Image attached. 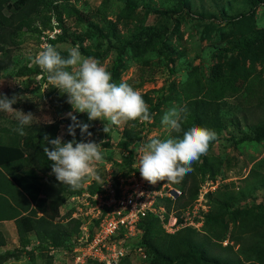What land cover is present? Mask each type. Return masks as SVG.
Returning <instances> with one entry per match:
<instances>
[{"label": "rangeland", "instance_id": "374dc122", "mask_svg": "<svg viewBox=\"0 0 264 264\" xmlns=\"http://www.w3.org/2000/svg\"><path fill=\"white\" fill-rule=\"evenodd\" d=\"M144 1L156 10L161 9L163 13L146 15L142 9H138L125 26L122 22L116 21L119 11L123 8L121 0H71L88 21L80 20L76 14L64 12L62 24L67 38L65 41L57 42L54 46L59 51L69 52V49L79 45L83 56L98 59L112 74L111 68L116 58V50L111 47V44L115 39L102 37L90 26V22L99 23L103 17H106L117 22V30L120 34H123L127 27L141 24L152 25L163 31L151 45L138 46L136 51L126 49L121 54V65L117 74H112L113 82L119 84L124 81L139 90L141 94H149L151 101L146 103L149 106L152 120L150 123L147 122L145 131L141 128L143 123L139 121H127L119 126L99 119L93 121L97 129L85 142H94L104 148L103 161L97 165L101 180L105 162L120 160L125 163L124 158L130 148L133 149L134 154H137V150L148 143L149 138H167L168 133L162 126L161 120L169 108L181 107L179 94L185 82L197 80L200 84L206 85L208 82L226 83L228 79H234L237 85H241L255 78L254 83L257 86L264 83V40L255 41L248 50L218 53L221 48H232L240 36L255 30H264V0L256 3H252L253 0ZM50 23L44 30L53 29ZM42 42L41 33L22 31L16 40L18 47L14 51L16 67L6 69L0 77V93L9 99L13 96L24 97V99H19L13 108L25 114L32 113L37 119L33 122L34 124L69 118V113L74 116L79 114L68 103V96L52 87L47 80L46 73L40 68L41 74L34 73L24 77L16 75L18 66L33 65L30 57L40 51ZM162 42L173 51V62L169 65L174 70L171 74L161 47ZM82 48L86 53L82 51ZM143 60L147 64L148 71L143 78H140L139 68ZM227 101L231 105L227 114H241L243 109L240 104H248L247 99L240 100L236 97L228 98ZM258 101L264 102L262 89H258L257 99H253L254 103ZM155 104L158 105V109H152ZM253 112L254 116L264 117L263 108L253 109ZM16 117L17 113H8L7 119L2 123L10 126L11 121L17 120ZM249 117L253 116L249 114ZM242 124L239 130L232 125L224 127L217 141L211 144L207 154L201 156L200 160L195 163L196 166L205 169L204 174L197 173L199 188L207 179L216 186L209 197L213 212H218L213 228L207 226L204 233H199V238H204L202 234H207L209 238L204 248L206 253L209 256L212 252L217 253L221 256V260L226 261V264L234 262L235 252L242 243L238 228L242 222H248L250 230L254 227L258 228L264 235V187L254 186L252 195L247 198L236 194L238 190L247 185L244 182L245 177L260 179L261 175L264 176V131L259 140H245L234 144L230 136L238 138L244 132H250ZM105 125L109 128L108 133L104 131ZM125 130L137 137V140L129 142L127 147L121 145L124 140L122 133ZM66 131L65 126L62 125L58 132L59 137L63 139ZM177 134L172 133L174 137H177ZM251 169L258 173L249 174ZM202 176L204 179L201 182ZM91 181L100 182L88 179L86 183ZM163 182L181 190V194L172 200L170 209H167L168 215L179 214L192 203L193 200L183 207L179 205L182 200L186 199L188 183ZM249 191V189L245 190L246 193ZM69 199L67 198L56 214V220L60 223H65L69 217L71 206ZM217 201H223L227 206L218 208ZM159 203L165 204V199ZM153 228L155 230L148 237L152 246L165 254L172 251L176 243L170 238L171 233L168 234L161 225H155ZM141 236H137L134 241H140ZM243 242L250 244L247 239ZM17 246L18 244L13 248ZM134 246L136 247L132 248L127 260L121 261L120 264H170L167 257L163 259L156 256L148 247L138 243ZM137 246H141L143 251H138ZM65 250V246L51 249L50 252L37 250L31 259L23 255L19 260H8L6 264H46L47 255L52 256V264H67L68 254ZM240 257L241 264H264V251L262 250L255 255L248 253ZM182 264L199 263L193 257H187Z\"/></svg>", "mask_w": 264, "mask_h": 264}, {"label": "trees", "instance_id": "16d2710c", "mask_svg": "<svg viewBox=\"0 0 264 264\" xmlns=\"http://www.w3.org/2000/svg\"><path fill=\"white\" fill-rule=\"evenodd\" d=\"M180 1V0H179ZM259 0H253L256 3ZM123 8L119 11L116 21L122 22L125 26L127 21L133 17L138 9H142L146 15L149 13H163L160 9H154L146 4L144 0H121ZM76 14L82 21L88 19L75 7L71 0H0V77L3 71L16 67L14 59V51L17 49L16 40L22 31L33 33H42V31L50 23L54 17L61 29V33L55 38H50L49 42L55 46L57 42L66 40L65 28L62 24V14ZM117 22L111 21L103 17L101 22H90V26L102 37H113L115 41L111 44L116 50V58L112 64L111 72L116 75L118 68L121 65V54L126 50L136 51L138 46L151 45L154 39L161 36L162 29L152 25H134L127 27V30L120 34L117 30ZM257 40H264V30H255L247 35H242L234 43L232 48H221L218 53L227 51H242L248 50L251 45ZM162 50L167 66L172 65V50L166 43H161ZM161 50V51H162ZM59 51V50H58ZM82 51L85 50L82 48ZM62 56H67L68 52L59 51ZM86 53V52H84ZM92 53H90L91 55ZM140 66V78L146 75L147 64L142 61ZM150 69V67H148ZM152 69V68H151ZM150 69V70H151ZM169 73H173V67H168ZM34 73H40L41 70L37 65H21L16 68L18 77L30 76ZM255 78L249 82H244L237 85L234 79H228L226 83L208 82L206 85L200 84L197 80H190L183 84L179 94V103L181 107L187 108V119L182 124L183 131H187L193 125L213 130L217 135L221 134L224 127L232 125L239 130L242 126L250 130L244 132L238 138L233 135L230 140L234 144L241 143L245 140H259L261 133L264 131V117L254 116L253 109H264V102H253L257 99L258 89L264 92V83L257 86L254 83ZM5 96L4 94H0ZM145 102H150L149 94H141ZM240 100L247 99L248 104L241 103V114H227L231 105L228 103V98ZM262 105V106H260ZM152 109H158V105H153ZM7 113L0 112V219H13L17 228L20 244L17 248L6 250L0 254V264L10 258L19 259L22 255L33 257L34 252L46 251L50 252L52 248H69L71 240L79 231L80 221L75 218H68L65 223H60L56 220V214L60 206L71 195L80 194L87 189L91 193L99 189V183L91 181L77 190L73 191L68 185L60 183L52 173L51 161L47 159L43 151L45 137L49 139L57 138V132L60 125H65L67 133L63 142H85L90 136L82 134L79 127H75L76 135L73 137L69 134V128L73 125L70 118H60L52 123L32 124L25 126V135L21 136L16 131L18 121H11V125H5L3 120L7 119ZM249 114L253 117H249ZM77 121L89 125L91 135L96 131V126L93 120H90L87 113H79L76 115ZM133 122V121H129ZM144 124V125H143ZM142 124V129H145L147 123ZM183 131L177 134V137L182 138ZM124 139L121 142L123 147H127L132 140H137V137L132 132L124 131ZM51 148V145H48ZM134 151L132 148L128 151L124 162L119 163L120 168H128L133 161ZM205 165V163H203ZM193 171L185 175L184 184L188 183L187 196L179 205L185 206L192 201L198 193L199 183L197 173L204 174L202 167L193 164ZM250 173H258L255 170H250ZM245 186L237 191V195L242 198H247L252 195L254 186L264 187V176L260 179H246ZM204 177L202 176L201 182ZM88 181V180H87ZM86 181V182H87ZM85 182V183H86ZM246 189L250 191L245 192ZM211 193V192H210ZM210 193L208 200L210 209L205 215L202 231H196L192 227H184L179 232L171 234L176 246L170 252L162 253L157 247H153L148 241L150 233L155 230V225H161L159 218L148 213L142 217L138 223V227L142 231V236L139 245L148 247L156 256L169 260L170 264H182V261L187 257H193L199 264H226L225 260H221V256L217 253L210 254L205 251L207 244V234H202L204 238H199V233H204V230L209 226L213 228V222L217 218L218 212H213L211 208ZM171 198H165L166 209H170L172 204ZM218 208H224L227 204L223 201H217ZM215 207V209H217ZM168 214H166L167 218ZM163 227V226H162ZM240 233V248L236 250L234 262L230 264H241L240 256H246L248 253L256 254L259 251H264V235L261 234L258 228L249 229L248 222H242L238 226ZM169 234V233H168ZM31 236L35 241H31ZM247 239L250 244H245L243 241ZM68 243V244H67ZM4 244V238L0 233V245ZM32 244V245H31ZM31 245V246H30ZM220 248V247H219ZM221 249V248H220ZM43 253V252H42ZM130 254L123 257L121 261L127 260ZM46 264H52V256L47 255ZM257 257V256H252ZM243 264V263H242Z\"/></svg>", "mask_w": 264, "mask_h": 264}, {"label": "clouds", "instance_id": "9594fccd", "mask_svg": "<svg viewBox=\"0 0 264 264\" xmlns=\"http://www.w3.org/2000/svg\"><path fill=\"white\" fill-rule=\"evenodd\" d=\"M30 60L46 73L52 87L68 96V103L74 111L87 113L90 120L99 119L117 126L127 121L151 122L149 106L140 91L124 81L119 84L113 82L112 74L104 64L94 57L83 56L79 45L69 49L65 57L52 44L42 43L40 51ZM19 99L24 97L9 99L0 95V112L17 113L16 131L24 136L25 126H31L37 119L32 113L25 114L13 108ZM68 116L74 125L69 128L70 135L75 137V127H79L82 134L91 136L88 124L77 121L72 113ZM186 119V107L169 108L161 120L168 133L167 138H149L148 143L139 149L142 153L139 173L146 182L152 185L163 181L180 183L185 175L194 170L193 164L206 155L211 144L217 141V133L207 128L193 125L183 131L182 124ZM104 131L108 133L107 125ZM182 131V138L172 135ZM103 149L94 142H63L61 137H45L43 145L44 154L51 161L52 173L73 191L81 189L88 179L101 180L97 165L103 161Z\"/></svg>", "mask_w": 264, "mask_h": 264}, {"label": "built area", "instance_id": "2783aa9c", "mask_svg": "<svg viewBox=\"0 0 264 264\" xmlns=\"http://www.w3.org/2000/svg\"><path fill=\"white\" fill-rule=\"evenodd\" d=\"M50 22L53 29L42 31V43L51 44L49 39L61 33L54 17ZM139 149L128 168H120V160L105 162L97 191L91 193L85 189L68 197L71 202L68 218L78 219L80 225L65 250L67 264L118 263L136 247L134 244L139 241L134 239L142 234L138 223L148 213L157 216L168 233L175 234L184 227L202 231L205 215L210 209L208 194L216 187L213 182L207 179L189 206L166 218V206L159 201L174 199L181 190L165 182L156 185L146 182L139 173ZM137 250L142 252L143 248L137 246Z\"/></svg>", "mask_w": 264, "mask_h": 264}, {"label": "crops", "instance_id": "0c3cea01", "mask_svg": "<svg viewBox=\"0 0 264 264\" xmlns=\"http://www.w3.org/2000/svg\"><path fill=\"white\" fill-rule=\"evenodd\" d=\"M6 115H8V113ZM52 122H54V121H52ZM52 122H46V123H52ZM40 124H42V123H40ZM61 126L62 125H60V127ZM63 126H65V125H63ZM60 127H59V130H60ZM65 128H66V126H65ZM59 130H58V132H59ZM58 132H57V135H56L57 137H59ZM86 184L87 183H85V185ZM61 206H60V208H61ZM0 233L2 234V236L4 238V244L0 245V254L3 253V252H5L6 250H12V249H14L13 247L15 245H17V244L19 246V244H20L19 236H18L17 228H16V225H15V222H14L13 219H0ZM31 241H32V243H33V241H35V239H34L33 236H31ZM17 247H15V248H17ZM24 256H27V255H24ZM27 257L30 258L29 256H27ZM10 259H12V260H19V259H14V258H10ZM10 259H7L6 261H4L3 264H6V262L8 260H10Z\"/></svg>", "mask_w": 264, "mask_h": 264}]
</instances>
